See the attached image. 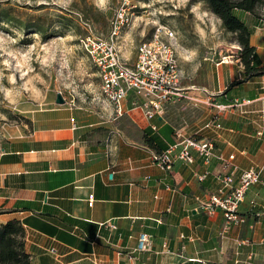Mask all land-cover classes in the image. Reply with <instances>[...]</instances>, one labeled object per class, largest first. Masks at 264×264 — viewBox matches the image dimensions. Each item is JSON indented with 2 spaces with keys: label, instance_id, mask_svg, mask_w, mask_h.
<instances>
[{
  "label": "crops",
  "instance_id": "0c3cea01",
  "mask_svg": "<svg viewBox=\"0 0 264 264\" xmlns=\"http://www.w3.org/2000/svg\"><path fill=\"white\" fill-rule=\"evenodd\" d=\"M246 20L257 66L264 67V13ZM239 50L234 42L219 50L197 81L194 68L179 64L183 96L151 119L133 94L118 118L106 100L88 110L63 96L45 119L34 117L32 129L1 154L16 161H0V223L21 222L31 264H264V214L251 210L252 203L264 207V183L245 194V223L223 233L222 212L201 208L219 187L221 163L203 165L195 156L167 172L152 159L177 133L196 134L234 156L236 175L255 167L264 179V74L244 80ZM206 100L232 105L219 129H203L216 112ZM203 171L207 177L198 181ZM141 232L151 237L149 251L135 250Z\"/></svg>",
  "mask_w": 264,
  "mask_h": 264
},
{
  "label": "rangeland",
  "instance_id": "374dc122",
  "mask_svg": "<svg viewBox=\"0 0 264 264\" xmlns=\"http://www.w3.org/2000/svg\"><path fill=\"white\" fill-rule=\"evenodd\" d=\"M119 14L123 59L132 63L142 40L165 25L174 31L180 68H194L195 81L209 58L220 59L219 50L234 42L201 0H0V157L32 129L34 117L49 115L56 94L88 110L105 104L78 39L108 37ZM2 172L0 164V178Z\"/></svg>",
  "mask_w": 264,
  "mask_h": 264
},
{
  "label": "built area",
  "instance_id": "2783aa9c",
  "mask_svg": "<svg viewBox=\"0 0 264 264\" xmlns=\"http://www.w3.org/2000/svg\"><path fill=\"white\" fill-rule=\"evenodd\" d=\"M124 22L122 15L119 14L112 22L108 37L100 38L88 34L80 37L78 42L96 68L100 79V94L112 105V116L118 118L125 113L124 102L133 94L141 100L139 106L150 119L162 113L164 105L169 100L183 96L179 90L181 69L174 46L175 34L165 25L156 26L152 37L149 40H142L138 45L134 61L128 63L123 59L118 44L120 28ZM206 103L214 107L216 112L204 124L203 129L221 128L219 117L232 105L217 104L211 100H206ZM71 105H74L73 100ZM176 139L165 151L152 156L154 163L162 170L170 172L176 161L190 165L194 162L195 156L203 161V165H208L212 160L219 161L224 170L222 174L216 176L219 187L206 201L201 202V208L210 215L216 211L222 212L225 222L223 233L242 226L245 219L241 216L239 207L251 186L264 183L262 170L250 167L236 175L234 156L225 157L222 153L216 152L211 139L198 138L196 134L183 136L179 133L176 134ZM207 173V171L196 173V179L203 181ZM93 201V195H89L88 205L92 206ZM254 209H257L255 211L257 215L264 214V207L252 203L251 210ZM262 244L264 245V240ZM150 249V235L139 233L135 250L144 252Z\"/></svg>",
  "mask_w": 264,
  "mask_h": 264
},
{
  "label": "trees",
  "instance_id": "16d2710c",
  "mask_svg": "<svg viewBox=\"0 0 264 264\" xmlns=\"http://www.w3.org/2000/svg\"><path fill=\"white\" fill-rule=\"evenodd\" d=\"M201 1L207 10L220 20L222 28L231 35V40L240 46L238 58L245 71L244 80L264 74V67L257 66L255 48L250 45V32L246 20L249 16L261 18L264 13V0ZM261 7L263 12L259 13ZM161 152L163 150L157 153ZM13 156L14 154L1 156L0 161H16ZM24 231L19 220L11 219L0 223V264H31L30 255L24 248Z\"/></svg>",
  "mask_w": 264,
  "mask_h": 264
},
{
  "label": "water",
  "instance_id": "95a60500",
  "mask_svg": "<svg viewBox=\"0 0 264 264\" xmlns=\"http://www.w3.org/2000/svg\"><path fill=\"white\" fill-rule=\"evenodd\" d=\"M63 95H61L60 93L56 94V98H55V103L58 105H62L65 103L64 98L62 97Z\"/></svg>",
  "mask_w": 264,
  "mask_h": 264
}]
</instances>
